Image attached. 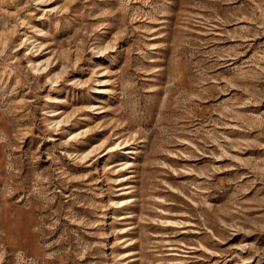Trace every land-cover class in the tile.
<instances>
[{
	"label": "rangeland",
	"instance_id": "obj_1",
	"mask_svg": "<svg viewBox=\"0 0 264 264\" xmlns=\"http://www.w3.org/2000/svg\"><path fill=\"white\" fill-rule=\"evenodd\" d=\"M0 264H264V0H0Z\"/></svg>",
	"mask_w": 264,
	"mask_h": 264
}]
</instances>
